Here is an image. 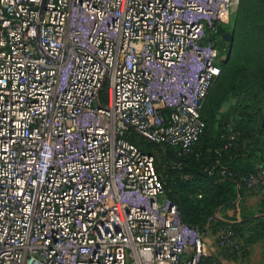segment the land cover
Returning a JSON list of instances; mask_svg holds the SVG:
<instances>
[{
	"label": "built area",
	"instance_id": "2783aa9c",
	"mask_svg": "<svg viewBox=\"0 0 264 264\" xmlns=\"http://www.w3.org/2000/svg\"><path fill=\"white\" fill-rule=\"evenodd\" d=\"M239 3L0 0V264L202 263L129 136L189 153Z\"/></svg>",
	"mask_w": 264,
	"mask_h": 264
},
{
	"label": "trees",
	"instance_id": "16d2710c",
	"mask_svg": "<svg viewBox=\"0 0 264 264\" xmlns=\"http://www.w3.org/2000/svg\"><path fill=\"white\" fill-rule=\"evenodd\" d=\"M234 20L235 53L227 62L221 60L220 74L210 87L200 110L205 128L189 153L180 157L181 164L175 165L165 156V146L158 147L150 143L140 145L136 135L132 133L129 136L140 150L153 155L157 172L164 182L165 196L177 205L182 221L201 232L209 219H213L215 210L231 201L230 197L234 199L237 186L247 188L244 179L257 172L255 170L259 161L263 162L264 167V139L259 133H254L252 125L264 104V0H242ZM224 35L225 29L218 26L210 37L221 50L223 42L217 38L224 39ZM245 44L246 49L242 51ZM232 77L238 80L236 85L229 87L228 78ZM246 77L257 81L259 88L256 93L249 91V83L242 84L241 80ZM237 87L239 93L232 101L229 89ZM230 116L235 117L234 120ZM230 126L232 132L228 130ZM169 149L174 153L173 149ZM164 166L175 173L192 176L202 185L187 182L178 191L165 179ZM208 171L213 175L208 174ZM215 175L222 181L215 182ZM235 183L241 185H232ZM263 214L242 224L223 228L224 233L217 239V245L221 246V258L235 259L237 245H233V242L236 238L246 245L264 241Z\"/></svg>",
	"mask_w": 264,
	"mask_h": 264
},
{
	"label": "rangeland",
	"instance_id": "374dc122",
	"mask_svg": "<svg viewBox=\"0 0 264 264\" xmlns=\"http://www.w3.org/2000/svg\"><path fill=\"white\" fill-rule=\"evenodd\" d=\"M240 0V4H241ZM239 11V10H238ZM231 19L230 23L226 25H220L225 29V34H228L231 36V40L229 39H221L220 37L217 38L218 41L223 42V49L221 50L216 44L215 40H210V37L212 35H209L206 37V43H211L212 45L216 46L219 55L222 58L224 62H227L235 53V47H234V30L236 27V20ZM246 44L244 45V48L242 51H245ZM238 80L237 77L228 78V81L230 82L229 87L232 85H236V81ZM243 85H246L249 83V88L251 93H256L258 91V83L256 80H250L248 77L241 80ZM234 88V87H233ZM231 92V95L233 96L232 101H235L237 98V94L239 93V87L235 89H229ZM248 97H251V95H248ZM240 99V96H239ZM243 99V98H242ZM224 111V109H222ZM232 114V113H231ZM235 117H231V120H234ZM253 130L254 133H259L260 137L264 139V104L261 106L260 110L258 111L257 117L252 121ZM232 127H229V132H232ZM135 135V134H134ZM137 137V136H136ZM140 140L138 141V144L142 145L143 143H148L144 139H141L140 137H137ZM151 144V143H150ZM170 160V159H169ZM171 161V160H170ZM173 162V161H171ZM174 163V162H173ZM175 164V163H174ZM262 163L260 161L256 165L255 171H261L264 169L262 167ZM178 165V164H175ZM166 173V180L170 182V185H173L175 189L178 191L181 190V185L187 183V182H193L194 185H202L200 181H197L192 178V176H185L181 175L179 173L173 172L171 168L168 166H164ZM256 172V173H257ZM208 174H212L208 171ZM254 175V174H252ZM192 178V179H191ZM215 182L222 181V179L218 178L216 175L213 176ZM165 181V180H164ZM232 185H241V184H232ZM244 185H249L248 183H245ZM256 185L254 187H251L250 189L242 186H237L235 188V196L234 199H232L229 202H226L224 204H221L219 209L221 210L219 213H217V218L220 220H216L213 215V219H209L208 223L210 225H213L214 227L222 228L224 231L226 229V221L228 219H232L235 222L230 223V225L233 224H242L243 222L253 220L255 217H261L264 213V178H261L257 183L253 184ZM182 193V192H180ZM184 194V192H183ZM236 197V199H235ZM229 200V199H228ZM264 215V214H263ZM237 216L239 219H237ZM237 219V220H236ZM228 225V227L230 226ZM225 228V229H223ZM204 234L203 238V261L202 264H264V241L260 240L257 241L251 245H246L243 243L242 240L237 239L234 240L233 245H237V255L235 259L229 260L221 258L220 256V245H217V237L213 235L209 230L205 229L202 232ZM222 236V235H221ZM212 258V259H211ZM206 259L208 260V263H206Z\"/></svg>",
	"mask_w": 264,
	"mask_h": 264
},
{
	"label": "water",
	"instance_id": "95a60500",
	"mask_svg": "<svg viewBox=\"0 0 264 264\" xmlns=\"http://www.w3.org/2000/svg\"><path fill=\"white\" fill-rule=\"evenodd\" d=\"M224 38L225 39H229L231 40V36H229L228 34H225L224 35ZM133 133L137 136V137H140L141 139H144L145 141H147L148 143H151L155 146H158V147H161L160 144L158 143H153V142H150L146 137H144L140 132H138L137 130L133 129ZM164 154L165 156L170 159L171 161H173L175 164H178L180 165L181 164V158H179L177 155H175L169 148H165L164 150Z\"/></svg>",
	"mask_w": 264,
	"mask_h": 264
},
{
	"label": "crops",
	"instance_id": "0c3cea01",
	"mask_svg": "<svg viewBox=\"0 0 264 264\" xmlns=\"http://www.w3.org/2000/svg\"><path fill=\"white\" fill-rule=\"evenodd\" d=\"M221 210L219 209V207L215 210V212H214V218L216 219V220H220V219H218L217 218V213H219ZM237 219H239V217L237 216ZM236 219V220H237ZM232 222H235V221H233L232 219H228V221H226L225 223H226V228L228 227V225H230V223H232ZM205 229H207V230H209L213 235H215V236H218V237H220L223 233H224V231H222V228H219V227H214L213 225H210L209 223H207V224H205V227H204ZM217 237V238H218Z\"/></svg>",
	"mask_w": 264,
	"mask_h": 264
}]
</instances>
